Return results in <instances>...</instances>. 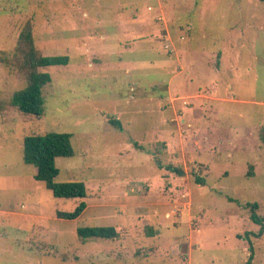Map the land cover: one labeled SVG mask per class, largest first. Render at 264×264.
<instances>
[{
    "label": "rangeland",
    "instance_id": "1",
    "mask_svg": "<svg viewBox=\"0 0 264 264\" xmlns=\"http://www.w3.org/2000/svg\"><path fill=\"white\" fill-rule=\"evenodd\" d=\"M27 23L43 56L69 58L42 70L41 117L9 105L25 81L2 62ZM263 126L260 0H0V264H245L250 246L264 264L248 209L264 216ZM45 133L71 135L55 182L86 198H54L22 162ZM97 226L118 237L77 238Z\"/></svg>",
    "mask_w": 264,
    "mask_h": 264
},
{
    "label": "trees",
    "instance_id": "2",
    "mask_svg": "<svg viewBox=\"0 0 264 264\" xmlns=\"http://www.w3.org/2000/svg\"><path fill=\"white\" fill-rule=\"evenodd\" d=\"M264 2V0H260ZM9 67H14L17 74L23 77L25 86L15 91L9 100V105L20 113L41 117L44 114V101L42 89L51 82L50 75L42 70L48 67L67 66V56H43L34 45L32 27L29 23L21 29L11 60L2 59ZM108 123L115 129H120L117 120H109ZM259 140L264 146V126L261 127ZM74 154L71 145V135L65 133H45L43 135H29L22 141V162L35 168L33 179L44 184L52 196L57 199L82 200L87 196L86 186L83 182L56 183L58 169L55 160L60 157H72ZM166 170L182 177L184 172L179 167L167 166ZM251 174V172L249 173ZM197 184L202 180H196ZM86 205L81 201L71 212H57L56 216L63 220H74L84 211ZM256 203L248 204L250 211L249 220L263 226L264 216H258ZM77 238L81 242L90 240H115L118 233L111 226L80 227L76 229ZM249 256L245 264H252L253 247L248 249Z\"/></svg>",
    "mask_w": 264,
    "mask_h": 264
}]
</instances>
